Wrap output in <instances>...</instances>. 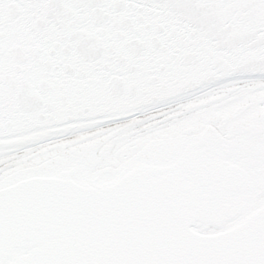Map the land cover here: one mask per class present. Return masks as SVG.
I'll use <instances>...</instances> for the list:
<instances>
[{"label": "snow or ice", "instance_id": "obj_1", "mask_svg": "<svg viewBox=\"0 0 264 264\" xmlns=\"http://www.w3.org/2000/svg\"><path fill=\"white\" fill-rule=\"evenodd\" d=\"M0 264H264V0H0Z\"/></svg>", "mask_w": 264, "mask_h": 264}]
</instances>
